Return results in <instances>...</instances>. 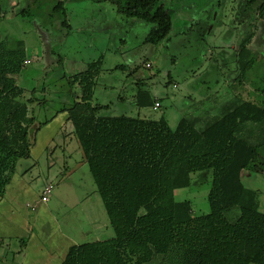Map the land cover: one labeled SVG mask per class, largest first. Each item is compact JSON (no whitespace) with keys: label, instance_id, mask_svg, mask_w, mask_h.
I'll use <instances>...</instances> for the list:
<instances>
[{"label":"rangeland","instance_id":"374dc122","mask_svg":"<svg viewBox=\"0 0 264 264\" xmlns=\"http://www.w3.org/2000/svg\"><path fill=\"white\" fill-rule=\"evenodd\" d=\"M248 1L161 0L172 17V30L166 40L151 46L144 39L152 26L125 19L109 3L36 0L31 12L39 17L30 20L19 13L32 0H0V42L13 47L23 41L28 57L27 66L15 77L16 84L27 92L26 99L44 102L32 106L36 122L30 131V146L44 120L54 118L63 105L82 96L81 89L68 86V78L99 58L103 63L93 101L108 105L101 116L154 121L164 117L174 129L183 116H218L221 105L232 96L256 100L259 93L251 85L260 88L262 72L257 68L264 60V18L259 19L256 12L261 0L249 5ZM58 2H64L70 30L60 25L61 19L48 18ZM249 31L254 32L248 46L254 66L247 83L239 87L236 48ZM141 82L157 91L162 101L158 110H138L131 105V92ZM119 96L127 98L126 105L118 102ZM64 130L55 134L39 159L31 157L16 165L9 190L13 197L7 199L21 219H9L6 214L0 221V240H5L0 246V264H22L18 251L45 234L50 237L44 251L51 252L54 262L63 261L72 241L82 245L114 236L70 124ZM211 179L210 171L194 174L190 188L176 191L175 200L190 201L193 216L207 214ZM241 181L258 191L264 212V175L244 171ZM49 186L48 202L41 203ZM238 215L232 209L226 218L233 221Z\"/></svg>","mask_w":264,"mask_h":264},{"label":"trees","instance_id":"16d2710c","mask_svg":"<svg viewBox=\"0 0 264 264\" xmlns=\"http://www.w3.org/2000/svg\"><path fill=\"white\" fill-rule=\"evenodd\" d=\"M35 1L19 13L21 18L39 17L31 12ZM88 1L109 3L125 19L151 25L145 44L159 45L172 30V17L161 0ZM256 12L264 18V0ZM48 18L61 19L60 25L70 30L64 2L56 3ZM253 37V31L247 32L237 46L239 87L254 66L248 48ZM27 60L23 41L13 47L0 42V200L17 163L30 159L29 135L36 122L32 106L44 104L26 99L27 92L16 84ZM101 66L99 58L68 78V86L78 84L82 96L60 112L67 113L114 236L71 246L61 264H264L259 193L241 181L244 171L264 175V60L257 68L260 88L251 85L259 93L257 101L232 96L218 116H183L174 129L164 117L101 116L108 105L93 103ZM155 102L147 91L136 94L139 109L156 111ZM209 171V212L193 216L191 202L176 201L175 192L190 188L194 174ZM232 209L239 215L229 221L226 214Z\"/></svg>","mask_w":264,"mask_h":264},{"label":"crops","instance_id":"0c3cea01","mask_svg":"<svg viewBox=\"0 0 264 264\" xmlns=\"http://www.w3.org/2000/svg\"><path fill=\"white\" fill-rule=\"evenodd\" d=\"M248 48H250V47H248ZM236 50H237V48H236ZM102 63H103V60H102ZM98 82H99V76H98V79L96 80V85L94 87L93 93H94L96 87L98 86ZM144 85L145 84H143L142 82L138 83V87L135 90L133 89V91L131 92V97H130L131 100L130 101H131V105L133 106L134 109L137 108L136 107V94L139 91H147L155 101H160V103H161V99L158 97L157 91H154L150 87L144 86ZM74 87H76V89L80 90V87L75 86V85L72 86V88H74ZM102 89L104 91H106L107 87H103ZM76 97H78V100H74V101L79 102V99L81 98V94L79 96H76ZM118 102L126 105L127 104V98H121V96H119ZM93 103H94V101H93ZM67 105L68 104H65L63 106L67 107ZM99 105H103V104H99ZM103 106H105V105H103ZM137 109L141 110L139 108H137ZM151 109L153 110V108H151ZM60 110H61V108H60ZM60 110L57 112L58 114L57 113L54 114V116H55V117L53 116L54 118H51L49 120H47V119L44 120V122L47 121V124H45L44 126H41L39 131L36 133L35 138H34V142H33L34 145L31 146L30 159H31V157L33 160L39 159L38 157L40 155H42L43 152L45 153V151H47V148L49 147V145L55 140V138H54L55 134L59 130H60L59 132H63V131H65L64 130L65 127H69V123L67 122V113L66 112L60 113ZM59 119H60V121H59ZM64 136H66V134H64ZM38 142H40V143H38ZM35 150H37V151H35ZM14 175H13V178L15 177ZM11 181H13V180H11ZM12 183L13 182H10V184L7 186L5 195H4L3 199L0 200V221L3 220V217L6 214H7V218H9V219H13L14 217H16V219H18V220L21 219V217L17 213V210L13 211L12 208L9 206L10 201L7 199L10 197L11 198L13 197L12 195H9V190L11 188L10 186L12 185ZM14 226H16V224ZM49 237H50L49 234H45L44 236L41 235V238H38V239L34 238L33 240H30L27 244H25L24 248L22 250H19L20 252L18 251V253H17V254H19L20 259L22 257L21 263L22 264H61L62 260L61 261L56 260L54 262L55 259H54V256L51 254V252L48 253V251H44V245L47 244ZM10 239H12V238H10ZM1 240L3 241V243H2V245H3L5 240H3V239H1ZM71 243L72 244L66 249V251H68V249L71 246L76 245V244H74L73 241ZM66 251H65V253H66Z\"/></svg>","mask_w":264,"mask_h":264},{"label":"built area","instance_id":"2783aa9c","mask_svg":"<svg viewBox=\"0 0 264 264\" xmlns=\"http://www.w3.org/2000/svg\"><path fill=\"white\" fill-rule=\"evenodd\" d=\"M28 63V61L27 62H25V64H27ZM174 88H175V86H174ZM160 107V103L159 102H155V104H154V109H157V108H159ZM51 191H52V186H49V187H46L45 188V191H44V193L42 194V197H41V199H40V201H41V203H46V202H48V199H49V197H50V193H51Z\"/></svg>","mask_w":264,"mask_h":264}]
</instances>
